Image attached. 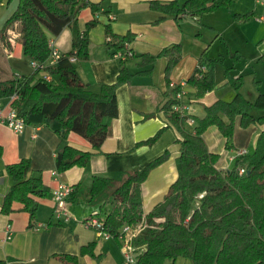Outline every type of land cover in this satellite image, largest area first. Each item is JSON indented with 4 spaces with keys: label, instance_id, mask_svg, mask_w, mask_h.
Masks as SVG:
<instances>
[{
    "label": "trees",
    "instance_id": "16d2710c",
    "mask_svg": "<svg viewBox=\"0 0 264 264\" xmlns=\"http://www.w3.org/2000/svg\"><path fill=\"white\" fill-rule=\"evenodd\" d=\"M230 0H150L152 9L166 15L180 17L190 15L200 21ZM101 2L91 0H18L15 11L0 28V48L6 44L8 31L17 25L18 41L23 56L30 61L43 63L30 73L10 72L0 68V98L17 93L11 108L24 118L27 124L45 125L54 129L60 137L56 150V170L64 172L73 166H87L91 157L100 151L105 138L111 133L112 121L118 117L117 88L130 83L137 74L153 72L159 57L166 59L165 98L152 113L143 114V119L163 111L168 121L151 136L139 140L134 147L152 145L169 127H178L180 137L176 161L179 175L161 200L145 212L142 185L151 171L166 162L171 151L166 148L160 155L141 168L123 171L121 179L95 174L88 188L87 201L99 204L103 212L104 203L110 198L115 204L105 213L104 229L114 238L125 225L142 229L132 239L138 250L134 264H165L166 260L186 258L194 264H264V129L256 137L253 150L235 155L232 167H218L220 154L209 148L204 133L210 126H217L226 138V148H235L234 136L237 127L247 128L264 121V114L255 115L254 110H264V92L252 101L241 92L243 76L233 77L236 93L232 99L219 98L204 107V114L196 117L191 128L185 127L190 116L175 110L183 102L176 96L182 90L180 82L172 84V72L182 58V45L173 43L164 47L158 55L135 54L129 44L136 38L129 31L117 34L108 24L105 26V48L111 56L119 59V71L115 81L97 83L90 65V32L99 23L96 14ZM90 7L94 17L81 26L79 13ZM248 19L249 14H237ZM72 29L71 48L55 62H50V35H58L66 27ZM14 31V30H12ZM2 46V47H1ZM132 54H128V51ZM120 52L122 55L118 56ZM233 65L242 59V54L228 46ZM74 56L75 59H71ZM130 57L138 58L140 66L153 64L137 72L128 66ZM209 56L207 49L198 58V65L187 78L196 97L203 96L216 86L215 66L222 61ZM264 66V53L259 56ZM208 65V70L203 66ZM232 67H226L228 73ZM80 69L84 70L82 76ZM49 74L50 78L45 75ZM260 80H254L257 87ZM186 104V103H185ZM181 127V128H180ZM84 137L96 149L82 150L70 144V133ZM2 148L0 147V153ZM8 174L14 184L4 197L2 212L11 214L14 204L36 219L38 199L47 196L49 186L42 174L32 168L29 158L7 165ZM244 168L245 172L240 173ZM68 201L76 202L82 194L79 183ZM122 243V241H121ZM100 257L96 242L81 246L79 253H56L66 264H78L81 255ZM0 264H6L0 259Z\"/></svg>",
    "mask_w": 264,
    "mask_h": 264
},
{
    "label": "crops",
    "instance_id": "0c3cea01",
    "mask_svg": "<svg viewBox=\"0 0 264 264\" xmlns=\"http://www.w3.org/2000/svg\"><path fill=\"white\" fill-rule=\"evenodd\" d=\"M91 1L101 2L96 14L99 23L90 32V65L97 83L115 81L119 71L118 57L111 56L105 48V26L109 24L117 34L129 31L135 33V40L129 44L135 54L158 55L164 47L173 43L182 45V58L171 76L172 82L183 83L182 101L188 104L185 114L190 116L183 125L185 127L191 128L195 124V116H202L205 106L219 98L228 100L234 97L236 90L231 82L233 77L243 76L241 92L252 101L260 92H264V66L259 61V56L264 53V0H230L227 5L204 14L200 21L187 14L180 17L168 14L158 21L163 13L151 8L150 0ZM17 4L18 0H0V28L15 11ZM237 14H249V18L240 19L236 17ZM92 17L94 14L91 8H83L79 13L81 26ZM16 30L15 24L8 31L6 44L1 42L4 48H0V68L2 66V69L20 74L30 73L34 67L30 59L23 56ZM50 39L65 53L72 45L71 27L66 26L58 35H50ZM228 46L243 56L233 67ZM206 49L210 57L223 55L224 58L215 66V88L196 97L194 89L186 80L194 72L198 58ZM139 60L129 58L128 66L131 71L137 72L153 65L140 66ZM165 65L166 59L159 57L151 74H137L130 83L117 88L119 114L112 121L110 135L105 138L100 151L91 157L87 166H73L60 172L61 180L72 185L79 183L82 189L85 185L90 186L95 174L121 179L123 171L141 168L169 148V159L154 168L142 185L145 212L162 199L169 185L179 175L176 161L179 144L175 140L180 137V129L176 126L169 127L154 144L134 146L137 141L151 136L168 121L163 111L143 119V114L156 111L165 98ZM227 66L232 67L228 73L225 72ZM203 69L208 70V65L203 66ZM80 73L85 76L84 70L80 69ZM254 80H260L257 87ZM10 107L8 97L0 98V111L3 115ZM259 113L264 114V110ZM262 129L264 121L247 128L238 126L234 136L235 148L232 149L226 148V138L215 125L206 130L204 137L209 148L220 154L218 167L228 169L232 167L236 154L243 150L250 151L248 148L251 142L256 140ZM59 141V134L45 125L27 124L24 132L20 133L0 118V259L5 260L6 264H66L55 254L79 253L82 245L94 241L96 251L101 256L81 255L78 264H126L119 239L105 238L95 228L83 224V219L89 217L94 209H99V204L87 201V195L73 203L68 201L73 214L70 220L57 215L53 190L59 183L54 175ZM69 141L82 150L96 151L77 133H70ZM22 158L31 160L32 168L42 174L44 182L50 188L47 196L38 199L37 215L33 221L30 220L29 213L20 208L19 203L14 204L15 211L11 214L2 212L4 197L14 184L6 167ZM104 204L103 214H107L113 208L115 199L112 197Z\"/></svg>",
    "mask_w": 264,
    "mask_h": 264
},
{
    "label": "built area",
    "instance_id": "2783aa9c",
    "mask_svg": "<svg viewBox=\"0 0 264 264\" xmlns=\"http://www.w3.org/2000/svg\"><path fill=\"white\" fill-rule=\"evenodd\" d=\"M107 39H110V36H107ZM51 46V55H50V62L57 61L63 53L61 50L55 46V42L50 39L49 42ZM128 54H132L129 50ZM118 56L122 55V53L118 52ZM71 59H75L74 56ZM31 65L34 68L39 66H44L43 63H38L37 61H31ZM47 78H50L49 74L45 75ZM174 82H172L173 84ZM183 85V83H181ZM184 94V89L177 92L176 96L182 99V95ZM17 93L13 94L9 97V101L12 103L13 99L17 97ZM189 108L188 104L180 102L179 104L175 105V110H178L181 113H184ZM0 118L6 122L11 128H13L16 132H24L27 123L25 122L24 118L19 116L13 108L10 107L9 111L3 115L0 111ZM193 121V120H192ZM245 152V150L241 151V153ZM240 154V153H239ZM245 172L244 168L240 169V173ZM54 175L57 176L59 183L57 187L53 190V197L55 199V211L57 215L64 216V218L68 221L73 217V214L68 206V198L72 191L74 190V186L72 184H68L61 180L60 172L58 170L54 171ZM104 218L105 214H103L99 209H94L91 215L82 220L83 224L88 227L95 228L102 236L105 238L113 237V235L104 229ZM135 229V230H134ZM139 232L138 228H134L130 225H125L122 229V232L119 234V238L122 241V250L124 253L125 263L126 264H134L136 262L137 254L136 247L132 243V239L137 233Z\"/></svg>",
    "mask_w": 264,
    "mask_h": 264
},
{
    "label": "rangeland",
    "instance_id": "374dc122",
    "mask_svg": "<svg viewBox=\"0 0 264 264\" xmlns=\"http://www.w3.org/2000/svg\"><path fill=\"white\" fill-rule=\"evenodd\" d=\"M18 62H20V61H18ZM260 111H261V110H257V109H255L253 112H254L256 115H258V114H260V113H259ZM254 145H255V141L253 140V141L251 142V144H250V146H249L248 149H249L250 151L253 150ZM120 178H121V176H120ZM88 188H89V186L87 187L86 185L82 187V194H81L82 197L85 198V196H86L87 193H88ZM142 227H143L142 224H140V226L138 227L139 232L141 231ZM134 230H135V229H134ZM136 253H138V250L136 251ZM165 264H194V263H193V261L190 260V259H186V258H178V259H176V260L168 259V260H166Z\"/></svg>",
    "mask_w": 264,
    "mask_h": 264
}]
</instances>
